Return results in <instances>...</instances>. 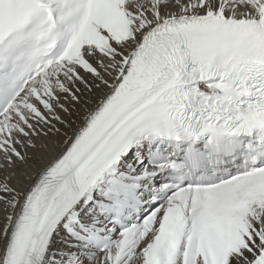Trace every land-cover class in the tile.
<instances>
[{
	"label": "snow or ice",
	"instance_id": "1",
	"mask_svg": "<svg viewBox=\"0 0 264 264\" xmlns=\"http://www.w3.org/2000/svg\"><path fill=\"white\" fill-rule=\"evenodd\" d=\"M0 264H264V0H0Z\"/></svg>",
	"mask_w": 264,
	"mask_h": 264
}]
</instances>
